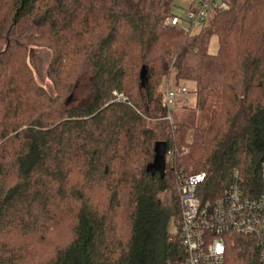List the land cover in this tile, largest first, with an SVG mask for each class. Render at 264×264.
Instances as JSON below:
<instances>
[{"label":"trees","instance_id":"1","mask_svg":"<svg viewBox=\"0 0 264 264\" xmlns=\"http://www.w3.org/2000/svg\"><path fill=\"white\" fill-rule=\"evenodd\" d=\"M222 1L186 32L164 26L175 0H0V264L180 263V175L204 176L202 203L261 189L264 0ZM166 85L194 94L180 121ZM156 142L163 178L146 172ZM255 254L233 237L225 264Z\"/></svg>","mask_w":264,"mask_h":264},{"label":"built area","instance_id":"2","mask_svg":"<svg viewBox=\"0 0 264 264\" xmlns=\"http://www.w3.org/2000/svg\"><path fill=\"white\" fill-rule=\"evenodd\" d=\"M185 3V16L165 19L164 26L189 31L202 25L213 11H225L228 4L222 0H175ZM185 86H166L164 103L171 108L187 106ZM113 95L122 100L116 92ZM186 153V151H185ZM261 189L243 190L234 185L214 202L202 203L197 195L204 176L180 175L176 188L181 205L180 240L185 258L176 264H225L228 242L233 237H251L256 247L254 260L247 264H264V161L260 166ZM175 227L173 225V232Z\"/></svg>","mask_w":264,"mask_h":264},{"label":"rangeland","instance_id":"3","mask_svg":"<svg viewBox=\"0 0 264 264\" xmlns=\"http://www.w3.org/2000/svg\"><path fill=\"white\" fill-rule=\"evenodd\" d=\"M175 2L176 4L175 7L173 8V13L176 16L183 18L186 14L185 9L187 5L183 2L182 3H179L177 1ZM216 51H217V40L216 38L213 37L209 44V53L215 54ZM50 57H51L50 52L43 49L32 48L29 53V64L31 65V68L34 72L37 82L49 91H51V86L46 79L45 73H46V68L50 61ZM88 98H89V87L87 86V82L83 80L79 88H77L74 91L70 105L75 106V105L83 104ZM185 99H187L189 104H192L194 100V94L188 93L185 96ZM188 113L189 110L187 108H183L182 106L179 105L171 108V115L175 121L182 120Z\"/></svg>","mask_w":264,"mask_h":264},{"label":"water","instance_id":"4","mask_svg":"<svg viewBox=\"0 0 264 264\" xmlns=\"http://www.w3.org/2000/svg\"><path fill=\"white\" fill-rule=\"evenodd\" d=\"M142 82L145 81L144 74H141ZM165 152L166 144L164 142H156L154 145V157L153 161L148 164L146 167V172L150 175L158 174L160 178H163L165 175Z\"/></svg>","mask_w":264,"mask_h":264}]
</instances>
